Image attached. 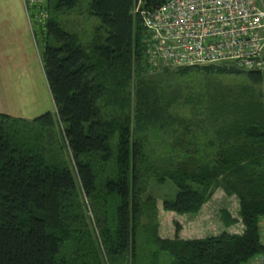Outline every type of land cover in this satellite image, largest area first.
I'll return each mask as SVG.
<instances>
[{
    "label": "trees",
    "instance_id": "1",
    "mask_svg": "<svg viewBox=\"0 0 264 264\" xmlns=\"http://www.w3.org/2000/svg\"><path fill=\"white\" fill-rule=\"evenodd\" d=\"M83 1L100 21L88 47L60 19ZM25 3L44 38L56 114L0 112V264H254L264 256V71L179 67L182 76L245 75L250 85L219 92L200 121L209 137L202 155L196 139L188 145L183 137L175 155L158 161L153 141L176 127L191 136L193 125L170 112L177 95L144 80L170 67L151 65L136 0ZM168 181L178 193L162 199L164 211L198 215L222 189L237 198L239 217L222 210L221 219L243 232L184 240L176 223L177 236L162 238L151 191Z\"/></svg>",
    "mask_w": 264,
    "mask_h": 264
},
{
    "label": "rangeland",
    "instance_id": "2",
    "mask_svg": "<svg viewBox=\"0 0 264 264\" xmlns=\"http://www.w3.org/2000/svg\"><path fill=\"white\" fill-rule=\"evenodd\" d=\"M22 3L21 0H0V112L32 120L45 113L55 115L56 108L42 67V56L45 50L44 38L39 26L30 19L27 8L24 7L25 14L24 11L22 13L20 9ZM87 8L88 2L83 1L73 13L63 14L60 19L64 26L70 32L78 34L82 44L88 47L98 33L97 28L100 26V21L90 16ZM51 44L55 45L53 40ZM179 69V67L160 69L149 72L144 77L146 83L157 87L159 93H163L167 98L177 95L178 100L172 104L170 112L179 115L193 125L191 136L185 134L183 128L176 127L177 132L169 130L162 133L157 142L153 141L158 161H165L170 155H175L174 145L179 138L183 137L188 145H193L196 139L198 141L196 149L202 155V149L206 148V140L209 137L206 138L204 135L200 121H204L209 116L214 101L220 98V91L226 92L232 89L233 93V90L245 86L248 82L245 75L240 77L207 76L193 71L182 76L178 73ZM248 85L250 84L247 83ZM228 93L230 92L225 94ZM180 153H183V150L176 151L177 155ZM183 156V154L179 155V159L182 160ZM154 187L151 192L158 199V209L161 213L159 215L160 226L163 223L165 227H169V230H166L169 232L166 234H171L173 228L176 230L177 221H182L184 217L176 213L172 218L165 217V214L169 216L170 213L162 209V199L174 200L178 189L171 181ZM221 195L224 197L223 194ZM218 200L219 208L227 207L234 217H239V202L236 197L226 200L225 203L221 201L222 198ZM218 223H220V218L217 214L214 226H220ZM239 226L241 227V223ZM215 229L217 228H213V232ZM210 235L213 234L210 233L206 237Z\"/></svg>",
    "mask_w": 264,
    "mask_h": 264
},
{
    "label": "built area",
    "instance_id": "3",
    "mask_svg": "<svg viewBox=\"0 0 264 264\" xmlns=\"http://www.w3.org/2000/svg\"><path fill=\"white\" fill-rule=\"evenodd\" d=\"M134 13L143 18L154 68L232 63L264 71V0H166L151 8L136 0Z\"/></svg>",
    "mask_w": 264,
    "mask_h": 264
},
{
    "label": "crops",
    "instance_id": "4",
    "mask_svg": "<svg viewBox=\"0 0 264 264\" xmlns=\"http://www.w3.org/2000/svg\"><path fill=\"white\" fill-rule=\"evenodd\" d=\"M21 3H22V0H21ZM23 3L25 4V6ZM23 3H22V7L20 5V9H21L22 13L24 11V14H25L24 7L27 8L25 0H23ZM42 67H43V65H42ZM43 72H44V69H43ZM221 194H223L224 197H222ZM218 198H222L221 201H223L225 203L228 201V199H231L233 197L227 196L222 189H218L216 191L215 195L212 197V199L202 208L201 212L198 215L182 216V217H184V219H182V221H177V223H180V225H181V231L178 234L180 239H184V240L201 239V238H206V235H208L210 233L213 234L210 236L219 235V233L222 231L223 232L226 231V232L231 233V234H240L243 232L242 224H241V227L239 226V223H238L237 225H234V226L227 228L225 223H223V221L221 219V211L227 210L231 215H232V212L227 207L219 208L218 207V202H219ZM169 213H170L169 216L167 214H165L164 216L172 218V216H174V212H169ZM160 214L161 213H160V209H159V215ZM163 214H164V212H163ZM217 214L219 215V218H220V223H218V225H220V226H214L215 225V218L217 217ZM232 217H234V216L232 215ZM234 218H236V217H234ZM174 221H176V219H174ZM159 222H160V220H159ZM213 228L219 229V232H217V229H215L213 232ZM166 230H169V227L168 228L165 227L162 223L160 228H159V234L162 238L174 239L177 236L176 230L174 228L171 230V234H169V233L166 234V232H169ZM207 237H209V236H207ZM248 264H252V263H248Z\"/></svg>",
    "mask_w": 264,
    "mask_h": 264
}]
</instances>
